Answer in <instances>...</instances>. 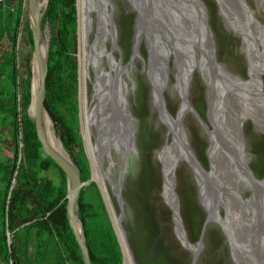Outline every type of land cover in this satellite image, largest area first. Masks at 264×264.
I'll return each mask as SVG.
<instances>
[{"label":"rangeland","instance_id":"1","mask_svg":"<svg viewBox=\"0 0 264 264\" xmlns=\"http://www.w3.org/2000/svg\"><path fill=\"white\" fill-rule=\"evenodd\" d=\"M221 1L224 3L226 9H222L220 0H203L208 11L209 23L212 27L217 63L225 68L218 73V68H214L207 61H204L207 55H204L202 41H200V38L194 39V34H192L191 24L195 21V16L192 14L188 23L190 28L188 26L181 29L177 26L174 27L179 33L184 32L187 35L190 32L191 40L188 44H178L177 46L175 44V49L180 50V52L184 49V54H181L182 61L176 65L174 57H171L167 89L163 96L170 114L176 120V116H179L180 112L182 113L185 105V102L182 105L181 95L186 94L185 96L190 107L186 106L183 114L190 108L195 110L196 114L194 112L187 114L183 122L185 133H179V136L181 140H183L182 138L184 136L189 138L191 149L197 160L208 172L212 170V158L209 155V150L211 146L210 134L214 132L212 128V124L214 123L212 122L211 124L209 121L210 99L208 84L216 90H222V96L225 95L223 99H219L218 101L220 109L225 102V105L229 104L227 101L228 98L226 97L236 94L234 91L229 90L234 77L239 78L240 81L250 79L256 81L257 70L258 72L262 71L264 89V42L261 41L264 38V29H261L262 26H259V22L264 25V0H246L248 6L246 4H239L237 0ZM100 4L98 0H86L88 47L84 55L88 56L87 67H81L79 63V50L77 52L80 70L86 75L85 79L80 78V76H83L81 73L79 76V81L82 83L84 80L86 84L84 88L81 85L79 97L81 106L84 107L85 105L90 120L87 121L86 128L83 129L84 125L81 122V117V134L84 139L86 154L92 161L95 178L101 184H105L106 181V187L111 196L112 203L113 198H115L119 204L120 213H125L123 225L127 232L134 263L139 264L136 257L137 248L143 244L147 246L155 239H159L163 245H166L182 263L191 264L193 260L192 254L182 246L177 237L172 212L165 204L163 198V195L165 196V191H163L165 174L162 159L163 157L166 158L163 152L169 144H174V149L170 154L172 164L174 162L173 174L176 179L174 191L177 193V198L179 199L181 217L189 242L194 246L200 242L204 224L209 219L208 212L211 216L215 215L214 218H217H212L213 221H210L207 227L199 264H235L231 245L227 237L223 234V228L217 220L226 224L228 233L233 239L236 238L238 241L244 235L240 230L242 225L238 223L239 220L240 223L243 222L247 218V214L240 208V204L236 201V187L240 189L242 199L244 197L245 200L246 198L250 199L247 201V204L248 206L252 204L253 214L255 216L257 215L256 209H260L258 210V223L256 222V218H249V228L251 230L249 238L250 241L252 240V245L246 246L249 249L247 251L248 255H245L246 252L242 253L244 256L241 255V257L244 261L241 262L242 264L244 262L245 264H263L264 214L262 210L264 211V198H262V202L253 203L252 196L255 195L256 190H252L248 184L235 185L233 183L232 169L218 158L216 164L212 160L214 166V175L212 176L225 189L222 201L219 202L220 195L214 189L212 191V182L209 180L205 181L199 175L197 179L194 170L184 161L185 157L181 143L178 142L177 137L176 141L175 139L173 141V135L175 133L174 127L168 126V123L161 118L160 112L156 108V103L153 98V94L156 95V93H153L154 89L151 79H157L159 75L155 76L153 74L151 67L155 61H152L156 58L157 62L155 65L159 70L163 83L165 80V68L162 66L164 61H161L162 57L164 58L162 52H170L171 47L169 41L165 43L160 42L158 37L160 33L164 37L161 32L162 30L155 28L150 33L147 29L148 23L146 21V28L141 34L140 40H138L137 13L133 11V8L127 0H111L109 9L111 16H114L116 26L115 35L117 36L116 42L112 45L113 27L111 23L108 25L106 20L108 15L105 11L103 9L101 11L99 10ZM157 4L158 0L150 1V7L155 6V13L159 11L155 15H157V18L160 14L165 16L168 9L163 5ZM142 5L147 12V8L149 9L148 5L145 6L143 1ZM26 9L28 12V4ZM153 17H151L152 22ZM24 21L23 25L26 21L30 22V17L25 15ZM155 25L159 26L158 23H155ZM23 27L25 28V26ZM24 32L22 28L20 34L23 36ZM197 36L199 37V33ZM115 44L116 47L114 46ZM166 46H169V51L166 50ZM28 48L30 49L27 44L25 45L23 43L22 52L24 50L26 52ZM110 56H113V60L109 62L108 57ZM134 56L135 59H133ZM203 63L204 67L202 69ZM93 67L97 70L99 69L97 78L93 72ZM260 67H262L261 70H259ZM116 73L121 74L122 79L125 80V84L128 87L129 104L137 122L136 140L129 151V163L127 164L123 186L120 191L122 206L113 192V185L106 179L108 178L118 185L124 148L120 144V138L116 136L118 133L116 135L114 132L110 134L106 143L100 141L101 137L106 133V126L98 122L102 125L99 135L97 126L92 128V124L96 120L91 115V109L97 103L95 101L96 98L98 99L100 97V101L102 100L103 96L101 95L107 89L109 81L114 79ZM189 74L193 75L191 83L188 82ZM94 85L95 92L93 91ZM5 88L7 90H5L2 100L5 101L6 99L9 101V82L5 83ZM223 100L224 103H221ZM101 103L103 102H99V105ZM235 106V103H233L232 107ZM227 110L231 114L234 113L230 107H227ZM0 120H3L0 122V131H3L0 135L1 164V162L14 158V142L11 135L4 128L9 124L8 114H1ZM221 128V124L216 125V129L221 130ZM241 135L245 141L246 165L256 180L264 181V133L258 131L252 121H247L243 126ZM22 138L23 135L21 132L20 139L22 140ZM97 138L101 148L104 146L109 149L108 151H101V164L99 163V155L96 152L99 150L95 144ZM129 138L130 134L128 140ZM221 140H224L223 136ZM20 146L22 148L23 143ZM47 175L57 183L59 174L56 170H51ZM141 177H145L147 186L141 181ZM199 184L208 212L200 197ZM252 185L256 188L255 184ZM116 191L119 193L118 190ZM126 191L128 192L127 195H125ZM212 192L216 205L211 210L206 200ZM229 193L230 200L228 199ZM257 193L261 197L264 196L263 190H259ZM194 208L199 209L205 219L199 232L196 229L197 222L194 218L192 220ZM120 213L117 212L118 215ZM144 216L149 217L153 225L157 223L158 227L155 226V229L153 228L149 231L152 228V226H149V229H146V231L144 229V219L142 218ZM144 230L146 234H144ZM256 242H258V245ZM157 248L158 243L154 241L149 247L150 256H153ZM239 249L242 250L241 248ZM126 262L127 264L129 263L127 259Z\"/></svg>","mask_w":264,"mask_h":264},{"label":"trees","instance_id":"2","mask_svg":"<svg viewBox=\"0 0 264 264\" xmlns=\"http://www.w3.org/2000/svg\"><path fill=\"white\" fill-rule=\"evenodd\" d=\"M76 3L77 0H49L43 17V28L49 25L51 30L45 107L57 136L79 169L82 181L87 183L92 179V168L79 117ZM6 4L9 11H4V5L0 4V115L9 116V124L4 128L14 142V158L0 164V264H85L68 217L67 177L55 161L45 155L35 121L28 113L32 101L34 41L30 22L23 25L28 15L27 1L6 0ZM22 28L25 31L23 42L30 49L23 55L19 84L16 46ZM6 82H9V101L2 100ZM53 169L59 174L57 183L47 175ZM141 181L147 186L145 177H141ZM113 203L120 213L115 198ZM193 210L192 220L197 222L199 232L205 219L199 209ZM79 212L92 264H124L117 234L95 182L82 189ZM142 218L145 230L149 226H152L149 231L158 227L149 217ZM154 241L158 248L150 256L149 247ZM154 241L137 248L139 264H188L178 260L159 239Z\"/></svg>","mask_w":264,"mask_h":264},{"label":"bare ground","instance_id":"3","mask_svg":"<svg viewBox=\"0 0 264 264\" xmlns=\"http://www.w3.org/2000/svg\"><path fill=\"white\" fill-rule=\"evenodd\" d=\"M137 2L143 8L142 1L137 0ZM98 3L99 4L101 3L100 4L101 7L104 5L103 10L108 15V17L111 16L110 9H109L111 6V0H98ZM202 4H204V2H201V3L198 2L197 4H195V1H193V0L187 4V8L189 10H193V16H195L194 17L195 21L192 22V24H191L192 30H193L192 34H194V39L200 38V41H202V48L204 51V55L205 56L207 55L206 56L207 58H204V61H207L210 65L218 68V73H219V71H222L225 67L217 63V58L215 55L216 52H214L213 38L211 36L212 30L208 31V27H207V23H208V26L210 27L209 22H208V13L206 11L207 9L204 10L202 7ZM157 5H163L166 9H168V13H169V6H168V2L166 0H158ZM220 5H221L222 9H226L224 3L221 0H220ZM77 6H78V11H79V46H78L79 63L81 64V67H83V66L87 67L88 56L84 55L86 53V50L88 47V44H87L88 14H87V9H86V0H78ZM145 6H146V3H145ZM45 7H46V1L44 2V1L40 0L39 1V8H41L43 10ZM148 11H149V13H147ZM147 12H146L147 18L145 16V13L142 12L146 19H144L143 21L141 20V26L139 27V30H138V33H139L138 40H140V36L144 32V29L146 28L145 21H148L147 23H150L152 26V30H154V26H153L154 22H152L151 17H153V15H155L159 11L156 13H155V11H153L151 13V10L147 8ZM184 12H186L185 9H184ZM150 13H151V16H150ZM206 13H207V18H206L207 20L205 21ZM165 16L163 14H160V16L158 17V20L162 25H164L163 19ZM241 17H242V15H241ZM111 24H113V23H111ZM259 26H262L261 29H264V25L260 22H259ZM157 27L161 30L160 26H157ZM188 28H190V26H188ZM210 29H211V27H210ZM152 30H151V33H152ZM113 32H114V30H113ZM198 33H199V37L197 36ZM49 35H50V33H49ZM169 36L171 38V35H169ZM113 37H114V34H113ZM158 37H159L160 42H164V43L166 42L164 37L161 35V33ZM147 38H148V36H147ZM173 43H175V40L173 41ZM47 45H48V42L46 44H44L45 50H46ZM150 50H151V47H150ZM162 54H163V56H166L164 51L162 52ZM44 55H45V51L43 50V56ZM150 58H151V55H150ZM154 61H155V63H153L152 67H151L152 72L155 76L159 75V77L157 79L156 78L151 79L153 89H154L153 91H154V93H156V95L153 94V98H154L155 103L156 102L160 103L159 112H160L161 118L168 123L169 127H171V126L174 127L175 133H176L175 138L176 137L178 138L179 133L180 134H182V132H183V134L185 133L184 127H183L184 126L183 122H184L187 114L191 113V112H194L196 114V112H195V110H192V108H190L188 111H185V114H183L184 108H186V106L190 107L189 102H187V99L185 96L186 94H184V95H181L182 105L185 102L182 113L180 112V115L176 116V120L174 119V117L170 114V112L167 108V104L165 103L163 93H162L161 98L158 94L159 90H162V89L164 90V86L165 85L167 86L168 80L166 79L162 83L161 75L159 74V70H158L157 66L155 65L157 62L156 58L153 59L152 62H154ZM161 61H164L163 57H162ZM150 62H151V60H150ZM212 62L214 63V65ZM203 67H204V63H203L202 69H203ZM261 68L262 67H260L259 70H261ZM80 73L83 75V76H80V78L85 79L86 75L81 70H80ZM192 76H193L192 74H189V76H188V82L189 83H191ZM151 77H152V75H151ZM204 77H205V80L207 81L205 75H204ZM256 77H257L256 81H253L252 79L240 81L239 78L234 77V79H232V81H231V87H229V90L234 91L236 94H232V95L226 97V98H228L227 101L229 102V104L225 105L226 102L224 103V100H223V102H221V103H224V104L222 105L221 109L218 105V101H219V99H223V96H225V95L222 96V90H217L218 93H214V91H211L215 95H212V93L209 92V94L212 95V101H213L211 117H212V122L214 124H212V125H215V128H216V125H218V124H221V126H222L221 130H219V132L224 135V140H221L222 137H219L221 144L229 147L228 139L233 144V152H231V153L220 149L219 141L217 140V134H216L215 130L213 129L214 132H211V134H210L211 146H210V150H209V155L212 158L211 159V163H212L211 169L212 170L209 172L207 171L209 174H211L210 180L205 175V173L203 171L199 170V168L197 166H193V163L191 160V152L193 153V151L191 150L189 138H187L183 135L184 136L182 138L183 140H181L183 142V144L181 143V147H182V151H183V154L185 157L184 161L189 163L190 166L192 165L191 167H193V170L195 172L197 179H198V175H199V177L203 178L205 181L209 180L212 182V186H213L212 191L214 189L215 192L217 191L220 195L219 202L222 201L225 189L222 188V185L218 184L217 180L215 178H213V176H212V175H214L213 174L214 166H213L212 160L214 161V164H216L217 159L220 158L221 161H224V163L232 169V177L234 178L233 183L235 185L248 184L249 187L252 188L253 187L252 184H254V182L251 180V178L249 176L250 170L246 165L245 141L243 140V137H242L243 134L241 135V133L243 131V126L247 121H252L255 124L257 130L260 131L261 133H264V117L262 115V112H263L262 108H264V89H263L262 71L258 72V70H257ZM120 78H122L121 74H120ZM166 78H167V76H166ZM153 80H154V84H153ZM34 82H35L34 86L36 87L38 84L37 70H35V81ZM189 83H188V86H189ZM81 85L83 86V88L85 87L86 84H85L84 80L82 81V83L80 82V87H81ZM208 87H211V86L208 84ZM127 89H128V87H127ZM213 89L216 90L214 87H213ZM157 90H158V92H157ZM127 92H128V90H127ZM101 96H103V97H102V100L100 102H103V103L98 105V109L96 108V110H94V111H93V109L91 110V115H93V118L96 120L92 124L93 125L92 128L94 126H97L98 131H99V135H100V127L102 125L106 126V133H105V135H103L101 137V140H100L103 143H106L108 141L110 134H112L114 132V134L116 135L118 133L117 128H118L119 122L115 119L114 124L112 123L113 119L115 118V115L113 114V110L111 109L110 106L107 108H103L104 104H105V96H104V94H102ZM214 97H216L215 100H214ZM99 99H100V97H98V99L96 98L95 101H98ZM224 99H225V97H224ZM233 103H235V105H236L235 107H232ZM97 104H98V102H97ZM223 106L230 107L233 109L234 115L232 118H228L227 115H224L221 112V110L223 109ZM80 109H81L82 124L84 125L83 129H85L86 125H87V121L89 120V118H88V112L85 108V105H84V107L81 106V101H80ZM198 117H199V115H198ZM98 122H101L102 125H100V123H98ZM43 125H44L45 132L47 134L48 141L53 146V148L57 152H59L61 154H65V148H64L60 138L57 136V134L55 132L53 122L51 121L50 117L46 113L43 115ZM179 127H182L181 132H180ZM116 136L118 138H120L121 140L124 139V141L126 143V141L128 140V137H129V133H127L124 136H122L121 134L118 133V135H116ZM173 138H174V135H173ZM97 140H98V138H97ZM96 146H97L96 148L100 149L99 143ZM234 147H235V149H234ZM102 149H103L102 151H104V150L108 151L109 150L108 148H105L104 146H102ZM173 149H174V144H169L168 147L163 152V154L166 156V158L163 157V159H162V162L164 165V174H165L163 191H165V197H168L170 199L171 198H173V199L177 198V193H175V191H174L175 181H176L174 178V174H173L174 162L172 164V161L170 159V154L172 153ZM189 149L191 151H189ZM96 152L98 154L99 150H97ZM242 152H244L245 156L243 155ZM193 155H194V153H193ZM99 159L101 161L100 155H99ZM168 162H171V164H168ZM241 165H244L246 169H244ZM215 169H216V166H215ZM252 176H253V174H252ZM95 179H97V178H95ZM253 179L255 180L256 189L258 187V190H256L255 195L252 196V199H253V203H255V202L259 203V202H262V198H264V196L261 197V195L259 193H257V191L263 190V193H264V181H258L254 178V176H253ZM259 188H261V189H259ZM236 189H237L236 201L240 204V208L247 214V218L245 220H243V222H241V223L239 220V223H238V224L242 225V227H240V230L244 233V235L242 236V238H239L238 241L236 238H234L235 239V241H234V239L228 233L226 224L225 223L223 224L219 220H217V221L222 226L223 232H224L223 234L227 237V239L231 245L232 254H233V257L235 259V264H242V262L244 261V259H242V257H241V255L244 256L242 253L246 252L245 253V255H246L248 253L247 251L249 250L246 248V246L248 247V246L252 245V241H250V238H249L250 233H251V230L249 228V221H250L249 218L254 217V218H256V221H257V218L259 216H258V209H256L257 215L255 216L253 214L254 212H253L252 204L250 206H248L247 201H249L250 199L246 198V200H245V197L242 199L240 189L237 187H236ZM199 190H200V197H201V199L204 203V206L208 212V209H207L206 204H205L203 197H202L200 184H199ZM252 190H254V189L252 188ZM228 199L230 200V193L228 195ZM108 201H111V200L109 199ZM174 202H176V201L173 200L172 204L174 206H176V204ZM176 203L179 206V201H177ZM206 203H207L208 207L211 208V210H212V208L215 207L216 202H215V198L213 196V192L210 195V197L208 196ZM249 208H250V210H249ZM262 212L264 214L263 210H262ZM214 216H211V214L208 212V218H209V220H207L208 224L210 221H213L212 218H214ZM226 218H227V216H226ZM214 219H217V218H214ZM115 221H116V224L118 226V218L117 217H115ZM178 229H179L180 235H182L180 227ZM121 237H122V240H121L122 245H124V249H125L126 259L129 262L128 264H135L133 261L130 249L128 247V243L124 239L122 233H121ZM187 239H188V237H187ZM235 242H236V244H235ZM262 246L264 247V238H263V245ZM195 248H198V244L195 246ZM202 248H203V246H202ZM239 248H241L242 250H240ZM243 264H245V262ZM246 264H249V263H246Z\"/></svg>","mask_w":264,"mask_h":264},{"label":"water","instance_id":"4","mask_svg":"<svg viewBox=\"0 0 264 264\" xmlns=\"http://www.w3.org/2000/svg\"><path fill=\"white\" fill-rule=\"evenodd\" d=\"M39 1L40 0H28V12H29L28 14L30 17V27H31L32 35H33V41H34V53H33V60H32V64H33L32 101H31V105H30L29 111H28L29 116L32 120L35 121L36 129H37V133H38V138L40 140V143L43 146L45 155L47 157H50L53 161H55V163L63 170V172L65 173V175L67 177V184H68L67 211H68V217H69L71 227L74 231L76 240H77V242L81 248V252H82L85 264H92V262H91V259L89 256V248L87 245L85 227H84V224L82 223L81 218H80L79 202H80V195H81L82 189L84 187L88 186L91 182H95L97 184L100 192H101V195L103 197V200H104V203L106 205L108 214L110 216L114 230L117 234V237H118L121 249H122L124 264H127L126 258H125L124 245H122V241H121L122 240L121 233H122L124 239L128 243V247H129L130 252H131V248L129 246V241L127 238V232H126L125 227L123 225V222L125 219V213L122 212L119 215L117 214L116 209L112 203V199L110 198L111 196L107 190L106 181H105V184H101L97 179H95V176H94L95 172H94V168L92 166V161H91L90 157L88 156L90 164H91V168H92V179L90 182H87V183L83 182L81 179L80 171L77 168V166L75 165V163L73 162V160L71 159L69 153L66 150H65V154H61V153L57 152L53 148V146L50 144V142L48 141L47 134L45 132L44 125H43V115L46 113L50 117V115H49V113L45 107V102L47 99V79H48L49 72H50L49 71L50 70V67H49V47H50V44L49 43H50L51 31H50L49 26L46 25L44 28L42 26L44 13L46 11L45 9L48 6L49 0H43L44 2L46 1V7L43 10L41 8H39ZM142 1L144 3H146V6L148 5L149 9L151 10V13L155 10V6L150 7V4H148L146 2V0H142ZM147 1H149V3H150L151 0H147ZM166 1L168 2L169 13L167 12L166 16L163 19L164 25H162L159 22L157 15H154L153 26H154V29L158 28L157 26H155V23H158L161 30H162V34L164 35L165 41H169V43H170V47H171L170 52H168V53L165 52L166 56H164V62H163V66L165 68V80L166 79L168 80V78H169L168 74H170L169 71H170L171 57H174V62L176 65V64H179L178 62L182 61V55L181 54H184L183 53L184 49L182 52H180V50L175 49V47L178 44H188V42L191 40L190 32L187 35L184 32L179 33L175 30L174 27L177 26L180 28H186L188 26V23H189V20H190L192 14H193V10H189L187 8V4L192 0H166ZM193 1H195V4H197L198 2H200V3L203 2L202 0H193ZM237 1L241 5L246 4L248 6L246 0H237ZM127 2L131 5V7L133 8V11H135L138 15L137 29H139V27L141 26V20L143 21L144 19L147 18V16H146L147 14L145 12V9L142 8V6L137 2V0H127ZM103 6L102 7L100 6V9H99L100 11L103 9ZM202 7L204 10H206V7L204 4H202ZM184 9L186 10V12H184ZM142 12L145 13L146 18ZM182 12L187 14L186 19H183ZM112 13H113V11H112ZM151 13H150V16H151ZM206 18H207V13L205 15V21L207 20ZM106 20L108 22V25H109V23H113L112 27H113L114 32H113V30H112V32L114 34V37L112 39H113V43H115V41H116V35H115L116 34V26H115L114 16H109ZM146 22H148V21H146ZM209 25H210V23H209ZM109 27H111V26H109ZM207 27H208V31L212 30V27L210 26L211 27V29H210V27L208 26V23H207ZM147 29L151 33L152 26L150 23L147 24ZM152 32H153V30H152ZM49 33H50V35H49ZM78 34H79V13H78ZM169 35H171V39H170ZM211 36L213 38V32H212ZM173 38L175 40V43H173ZM261 41L264 42V38H262ZM47 42H48V45H47L46 50H45L44 44H46ZM175 44H176V46H175ZM114 46L116 47V44ZM168 49H169V46H166V50H168ZM43 50L45 51L44 56H43ZM214 52H215V46H214ZM111 53H112V51H111ZM111 60H113V56L108 57V61L110 62ZM119 63L121 64V62H119ZM213 65H214V63H213ZM214 68H216V67H214ZM35 70H37V77H38V84L36 87L34 86ZM93 72L95 74V77L97 78L99 69L97 70L93 67ZM110 72H112V70H110ZM79 76H80V66H79ZM166 76H167V78H166ZM166 89H167V87L165 85L164 90L163 89L159 90V92L157 90L160 98L162 97V93L164 96ZM106 90L103 93L105 96V104H104L103 108H107L110 106L111 109L113 110V114L115 115V118L113 119L112 123L114 124L115 119L119 122V125L117 128V131L119 134H121L122 136L126 135L127 133L130 134V138H129V140H127L126 143H125L124 139L119 140L121 146L124 149H123V153H122V162H121L122 166H121V172H120V176H119V180H118V185H116L115 183L110 181L108 178L106 179L110 182L111 185H113V192H114L115 196H117V198L120 202V205L122 206L123 203L121 200L120 191H121V188L123 186L127 164L129 163L128 162L129 151L131 150V148H132V146L136 140V124H137V122H136V119H135V117L131 111V107L129 104L127 85L125 84V81L122 78H120V74L116 73L114 79H111L109 81V83L107 84ZM80 91L81 90H80V84H79V93H80ZM93 91L95 92V85L93 87ZM211 91H214V93H218L217 90L213 89V87H209V92H211ZM153 93H154V91H153ZM211 93H212V95H215V94H213V92H211ZM212 95L209 94V99H210V101H209V104H210L209 121H210V123L212 122V118H211L212 103H213ZM215 99H216V97H214V100ZM97 102H98V104L96 103L97 105L95 104V106L92 108L93 111L96 110V108L98 109L100 99ZM159 107H160V103L156 102V108L158 110H159ZM262 109H263V112L262 111L261 112H262V115L264 117V108H262ZM221 112L224 115H227L228 118H232L234 115V113L231 114L230 112H228L227 107H225V106H223V109L221 110ZM79 116L81 119L80 97H79ZM50 119H51V117H50ZM51 121H52V119H51ZM53 125H54L55 132H56V127H55L54 122H53ZM212 128L215 130V132L217 134V140L219 141L220 149L225 150V151L230 152V153L233 152V144L231 143V141L228 139L229 147L221 144L219 137H222V136L224 137V135L222 133H220L218 129L215 128V125H212ZM179 129L181 132L182 127H179ZM174 139L176 141L175 133H174L173 141H174ZM95 142H96L95 144L98 145L97 139ZM178 142L183 144V142L180 139V136L178 137ZM234 149H235V147H234ZM102 150L103 149L100 147L98 155H100V152ZM191 150L189 149V151H191ZM193 153L191 152V160H192L193 166H197L199 168V170L203 171L205 173V175L210 180L211 174H209L207 172V170L205 171V168L197 160L195 154L193 155ZM242 153L245 156L244 152H242ZM99 163L101 164V161H99ZM168 164H171V162H168ZM241 166L244 169H246L244 165H241ZM191 168L193 169V167H191ZM249 176L255 184V180L253 179V176L250 172H249ZM255 186H256V184H255ZM252 188L254 190H258L255 187H252ZM259 189H261V188H259ZM116 190H118L119 193H117ZM163 198L165 200V204L170 208V210L172 212L173 222L175 225V231H176V234H177L179 241L181 242L182 246L186 250H188L193 256V260H192L191 264H199L200 256H201V252H202L203 240H204V237H205L206 232H207L206 231L207 227L209 225L208 222L207 221L205 222L203 230H202V234H201V239H200V242L198 243V248H195V246L193 244H191L189 242V240L187 239L188 235H187V232L185 230V226H184V223H183V220L181 217L180 206H178V204L176 203L177 201H179V199L178 198H175V199L171 198L170 199L168 197H165L164 195H163ZM109 199L111 201H108ZM173 200L176 201V202H174L176 204V206H174L172 204ZM258 210H259V208H258ZM115 217L118 218V226L119 227L116 224ZM256 222L258 223L259 220H257ZM179 227H180L182 235H180V233H179V229H178ZM256 243L258 245V242H256ZM131 254H132V252H131ZM133 259H134V257H133ZM262 263L264 264L263 258H262ZM135 264H137V263L135 262Z\"/></svg>","mask_w":264,"mask_h":264},{"label":"built area","instance_id":"5","mask_svg":"<svg viewBox=\"0 0 264 264\" xmlns=\"http://www.w3.org/2000/svg\"><path fill=\"white\" fill-rule=\"evenodd\" d=\"M27 1V4H28V0ZM0 4L1 5H4L3 9L5 11H9V6L6 4V0H0ZM27 4H25V9L27 7ZM24 36V35H23ZM23 36L21 34H19L18 36V39H17V46H16V54H17V57H16V69L18 71V82L20 84L21 82V79H22V74H23V55L25 53V50L24 52H22V45H23ZM25 44V43H24ZM26 45V44H25Z\"/></svg>","mask_w":264,"mask_h":264},{"label":"clouds","instance_id":"6","mask_svg":"<svg viewBox=\"0 0 264 264\" xmlns=\"http://www.w3.org/2000/svg\"><path fill=\"white\" fill-rule=\"evenodd\" d=\"M43 1V0H42ZM78 1V0H77ZM146 2L148 3V4H150L149 3V1H147L146 0ZM48 5H49V3H48ZM76 7H77V3H76ZM47 8H48V6H47ZM46 8V9H47ZM99 8H100V6H99ZM45 9V10H46ZM5 11V10H4ZM25 11H26V13L28 14L29 12H27V9H25ZM77 11H78V7H77ZM78 13H79V11H78ZM45 14V13H44ZM182 14L184 15V18L183 19H186L187 18V14L186 13H184V12H182ZM28 16H29V14H28ZM78 21V20H77ZM23 22H25L24 20H23ZM47 26H49V25H47ZM156 26V25H155ZM51 31V30H50ZM162 32V31H161ZM111 38H112V36H110ZM50 39H51V37H50ZM78 39H79V34H78ZM165 39V38H164ZM116 40H117V36H116ZM26 44V43H25ZM112 45H113V42H112ZM78 46H79V40H78ZM34 53V52H33ZM137 57V56H136ZM78 58V57H77ZM133 59H135V56H134V58ZM132 59V60H133ZM79 64V63H78ZM79 84H80V81H79ZM80 94V93H79ZM79 94H78V100H79ZM80 117V116H79ZM124 259V258H123Z\"/></svg>","mask_w":264,"mask_h":264},{"label":"flooded vegetation","instance_id":"7","mask_svg":"<svg viewBox=\"0 0 264 264\" xmlns=\"http://www.w3.org/2000/svg\"><path fill=\"white\" fill-rule=\"evenodd\" d=\"M206 7V6H205ZM207 9V8H206ZM207 13H208V11H207ZM208 22H209V17H208Z\"/></svg>","mask_w":264,"mask_h":264}]
</instances>
